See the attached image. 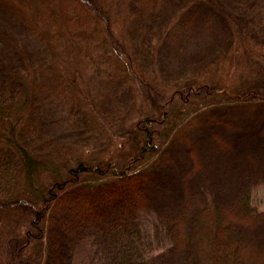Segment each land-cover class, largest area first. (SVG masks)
Returning <instances> with one entry per match:
<instances>
[{"label": "trees", "instance_id": "16d2710c", "mask_svg": "<svg viewBox=\"0 0 264 264\" xmlns=\"http://www.w3.org/2000/svg\"><path fill=\"white\" fill-rule=\"evenodd\" d=\"M121 1L124 9L129 1L145 16L142 25L131 22L135 37L116 25L108 0H63V8L48 7L24 22L17 12L15 16L0 10V234L5 264L183 263L191 227L201 229L202 252L195 253L201 264H251L236 253L244 249L237 236L261 232L264 247V193L257 194L264 168L260 172L246 161L256 172L248 174L239 189L223 193L221 202L200 206L199 213L189 202L175 206L167 199L165 213L157 212L151 223V239L140 218L139 179L140 171L149 170L153 157L185 126L187 97L204 95L210 100L207 106L261 103L263 108L264 67H246L254 75L235 84H219L202 74L187 76L188 70L182 78L160 83L144 70L145 57L155 56L159 44L152 41V46L147 35L158 27V41H166L169 48L179 39L189 45L193 14L168 17L158 26L147 16L155 14L160 0ZM255 3L243 2L255 10L241 16L238 26L223 25L236 27L232 36L246 50V59L262 65L264 0ZM248 19L252 22L245 25ZM15 25L22 36L18 29V35L13 32ZM90 71L101 79L103 89L92 85L94 92L88 91L85 76ZM126 91L130 100L122 107L118 96ZM217 95L222 101H213ZM105 100L110 107L101 105ZM83 116L94 123L100 120L97 125L107 129L102 119L113 122L114 130L106 131L102 146L88 147L79 139L76 130L90 124ZM125 144L132 151L119 167L114 164L116 147ZM258 144L239 151L254 156L262 152ZM135 162L136 171L129 173ZM82 241H87L85 256L74 259Z\"/></svg>", "mask_w": 264, "mask_h": 264}, {"label": "rangeland", "instance_id": "374dc122", "mask_svg": "<svg viewBox=\"0 0 264 264\" xmlns=\"http://www.w3.org/2000/svg\"><path fill=\"white\" fill-rule=\"evenodd\" d=\"M108 1L109 6L112 7V14L117 15L114 17L116 25L118 24L120 28L125 27L127 33L133 34V37H135L137 31L132 30L134 26H131V22H134V25H142V21L145 20L144 14L135 10L132 2L128 1L126 10L124 4H122L123 1ZM244 1L250 5L252 2H257L255 7L258 5V0H160L156 9L153 10L155 16L151 13L152 11L149 12L147 21L159 26L168 17L178 16L179 19H183L190 13L193 14L188 27L192 31L191 35L188 36L190 43L188 42V45L179 39L180 42L171 45L169 48L166 41L164 44L162 40L158 41L159 31L157 32L158 27L155 28L151 32L153 34L147 36L150 43L152 41L159 43L156 45L158 50L155 56L154 54L151 56L148 54L149 56L145 57L143 65L146 74L158 76L160 83L182 78L181 76H183L185 70H188L187 74H189L187 76L202 74L206 78L212 79L211 81H218L219 84L226 83V81L234 82V84L241 83V81L252 77L254 74L247 73L246 67H253L258 70L264 67V64L259 65L257 62L246 59L244 53L246 50L238 47L240 42L232 36L235 34L236 27L232 26L235 30L233 31L227 26L232 22L238 26L241 16L252 15L255 9L252 11L251 7H245ZM63 5V0H0L1 11L8 9L9 13H13L11 15L15 16L17 12L19 17H23V22L27 21L26 18H29L30 15L33 16L41 10H50L48 7L55 11L57 7L58 9L63 8ZM179 8H182L180 12ZM0 16L2 15L0 14ZM134 17L136 18L133 19ZM205 19L208 22H205ZM223 22L228 24L223 25ZM251 22L252 20L248 19L245 25ZM15 27V29H12L13 32L18 35L16 30L18 29L19 35L22 36V30L19 29L18 25H15ZM197 29H203L204 31H196ZM248 42L251 43V41ZM179 46L180 48H178ZM249 48H252V43ZM254 48L252 49L255 50ZM253 68H250V70ZM85 82L88 91L91 90L90 93L94 92L92 85L101 89L104 88L101 79L91 71L85 76ZM240 91L242 89L238 90V92ZM118 97H122L120 99L122 107L129 103L130 95L127 91L121 93V96ZM203 98L204 95L197 98L189 97V99L187 97L190 105L187 110H184V113L188 118L181 124L185 126L180 127V130L166 147L155 155L157 157L151 159L149 170L143 169L140 171L142 175L139 184L141 188L143 187V192L138 208L141 213L140 218L145 235L150 239L152 238L149 229L151 223L155 221L157 212L162 211L165 213L163 211L166 210L165 205L163 208L162 206L167 199V203L171 205L173 202L175 206L177 203L189 202L191 207L196 208L195 211L197 212L200 206H206L207 204L212 206V201L215 203L221 202L223 193L228 192L227 194H230L233 190L239 189L242 182L246 180V176L248 174L251 176L256 172L252 171V167H248L246 161L250 160L252 165H256L255 170L260 171L264 168V145L261 144L264 141V107L260 106L262 104L220 103L207 106L210 100L207 98L206 101ZM213 101H222L220 95L214 96ZM83 102L81 100L80 105H83ZM109 103L108 100H105L101 105L107 108L111 106ZM124 110L130 111V109ZM124 110L123 112H125ZM83 117L90 121V124L86 130L84 128L79 129L80 131L76 130L79 133V139L83 141L82 143H86L88 147L96 146L94 143L102 146L107 141L106 131L114 130L112 127L113 122L106 119V117L102 119V121L107 122L109 127L107 129L103 125L102 127L97 125L100 120H95L94 123L90 116ZM91 122L99 130L93 129ZM258 129L262 132L259 133ZM258 142L257 146L260 147V150L262 148V152L254 156H250L251 153H248V156L240 153L239 150L244 146L250 147L253 143ZM116 151L114 164L122 167V164L126 163L131 154V146L127 144L124 147L118 145ZM189 151H192L193 156L196 157L194 160L190 157ZM245 157L250 159L245 160ZM138 165L139 163L135 162L129 173L132 170L136 171ZM263 185L259 186L258 195L264 193ZM181 191L182 193L178 196ZM175 210L172 211L175 212ZM200 230V228L193 227L189 230L190 242L188 244L189 249H186V254L188 253L186 260L183 263L182 261L169 262L170 264H201V259L195 254L196 252H202L199 250L198 231ZM236 235L237 233H234L233 236ZM237 237H239L241 247L244 248L241 251L236 250L241 259L249 260L251 264L264 262V247L260 245V237H263L261 232L240 233ZM3 240L0 234V264H5L6 258ZM156 245L161 247L163 242L156 243ZM87 249V241L80 242L74 254V259L84 257Z\"/></svg>", "mask_w": 264, "mask_h": 264}]
</instances>
